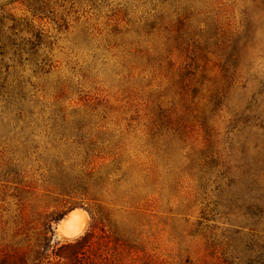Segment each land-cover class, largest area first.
<instances>
[{
	"label": "rangeland",
	"instance_id": "obj_1",
	"mask_svg": "<svg viewBox=\"0 0 264 264\" xmlns=\"http://www.w3.org/2000/svg\"><path fill=\"white\" fill-rule=\"evenodd\" d=\"M2 50L0 264L72 210L100 264H264V0H0Z\"/></svg>",
	"mask_w": 264,
	"mask_h": 264
},
{
	"label": "trees",
	"instance_id": "obj_2",
	"mask_svg": "<svg viewBox=\"0 0 264 264\" xmlns=\"http://www.w3.org/2000/svg\"><path fill=\"white\" fill-rule=\"evenodd\" d=\"M3 51V52H2ZM0 51V67L4 58V50ZM4 69L7 70V65L3 66ZM3 82L5 78L1 79ZM3 82L0 84V88H3ZM21 89V88H19ZM21 92V90H19ZM13 90L7 96V104H10L12 101H20V97H18L19 92L14 93ZM20 185V184H19ZM55 190V188H52ZM90 229L86 234L82 237H78L73 240V242L57 244L56 248H53L50 256L47 254L49 245L41 244L39 245V252H37V256L34 264H100V251L102 248H106L108 243H112L113 246H116L117 239L116 235L112 231H107L105 226L101 223L100 219L92 216ZM53 220L49 217L43 222V226H50ZM112 240H108L113 238ZM86 254H89L86 256ZM52 255V256H51ZM53 257L55 259L54 262H50V258ZM103 261V260H102ZM108 262V261H106Z\"/></svg>",
	"mask_w": 264,
	"mask_h": 264
},
{
	"label": "bare ground",
	"instance_id": "obj_3",
	"mask_svg": "<svg viewBox=\"0 0 264 264\" xmlns=\"http://www.w3.org/2000/svg\"><path fill=\"white\" fill-rule=\"evenodd\" d=\"M86 219V214L83 211L72 210L58 226L57 234L59 238L69 241L80 237L86 229Z\"/></svg>",
	"mask_w": 264,
	"mask_h": 264
},
{
	"label": "water",
	"instance_id": "obj_4",
	"mask_svg": "<svg viewBox=\"0 0 264 264\" xmlns=\"http://www.w3.org/2000/svg\"><path fill=\"white\" fill-rule=\"evenodd\" d=\"M62 221H63V220H61L60 223H61ZM59 225H60V224H59ZM59 225H58V226H59ZM58 226H57V228H56V231H58ZM59 231H60V230H59Z\"/></svg>",
	"mask_w": 264,
	"mask_h": 264
}]
</instances>
